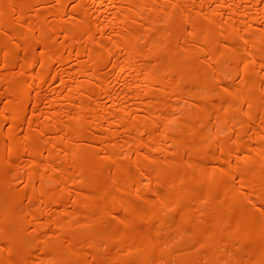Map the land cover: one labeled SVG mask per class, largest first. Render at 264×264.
Wrapping results in <instances>:
<instances>
[{"label":"bare ground","instance_id":"6f19581e","mask_svg":"<svg viewBox=\"0 0 264 264\" xmlns=\"http://www.w3.org/2000/svg\"><path fill=\"white\" fill-rule=\"evenodd\" d=\"M0 264H264V0H0Z\"/></svg>","mask_w":264,"mask_h":264}]
</instances>
